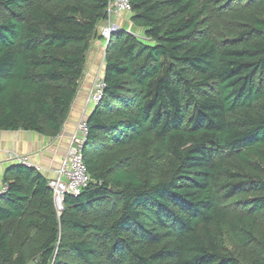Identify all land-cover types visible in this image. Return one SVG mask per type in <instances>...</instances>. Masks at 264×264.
<instances>
[{
	"label": "trees",
	"instance_id": "1",
	"mask_svg": "<svg viewBox=\"0 0 264 264\" xmlns=\"http://www.w3.org/2000/svg\"><path fill=\"white\" fill-rule=\"evenodd\" d=\"M109 1L0 0V131L60 134ZM130 13L87 118V186L58 216L45 176L8 168L0 264H264V0Z\"/></svg>",
	"mask_w": 264,
	"mask_h": 264
},
{
	"label": "crops",
	"instance_id": "2",
	"mask_svg": "<svg viewBox=\"0 0 264 264\" xmlns=\"http://www.w3.org/2000/svg\"><path fill=\"white\" fill-rule=\"evenodd\" d=\"M129 13L111 14L108 18L109 21L106 20L98 24L86 53L83 74L78 81L77 92L70 112L58 136L49 137L23 130L0 131V188L3 186V179L8 168L16 165L9 159V155L25 157L33 169L40 168V174L46 178L53 176L54 171L66 155L70 137L81 114L84 112L88 118L95 109V106L88 105L86 101L94 77L99 73V70H102L103 73L107 42L100 36V30L110 22L113 25H118L120 30L127 32L130 27H134L132 23L128 25Z\"/></svg>",
	"mask_w": 264,
	"mask_h": 264
},
{
	"label": "built area",
	"instance_id": "3",
	"mask_svg": "<svg viewBox=\"0 0 264 264\" xmlns=\"http://www.w3.org/2000/svg\"><path fill=\"white\" fill-rule=\"evenodd\" d=\"M131 11V0H110L107 13H128ZM109 21V19H108ZM116 31V26L110 22L100 30V36L107 42ZM106 84L103 79L102 70L93 79L86 103L97 106L103 98ZM88 136L87 116L83 112L77 121L75 129L70 137L66 155L52 177L47 178V185L52 194L54 209L59 216L63 210V202L66 195L78 196L89 182L86 165L84 163L82 149ZM9 159L15 164L31 167L25 157L9 155ZM40 171L39 167L34 168ZM5 193V186L0 188V195Z\"/></svg>",
	"mask_w": 264,
	"mask_h": 264
},
{
	"label": "rangeland",
	"instance_id": "4",
	"mask_svg": "<svg viewBox=\"0 0 264 264\" xmlns=\"http://www.w3.org/2000/svg\"><path fill=\"white\" fill-rule=\"evenodd\" d=\"M39 1H41V2H43V3H47L49 0H39ZM58 1H60V0H51V2H58ZM211 15L213 16L211 19H210V21L209 22H211V20H213L214 18H215V13H214V10L213 11H211ZM3 17H5V13L2 11V10H0V20L3 18ZM210 18V17H209ZM132 22H131V13H129V18H128V25H130ZM116 26V30L119 28V26L118 25H115ZM136 26H134V27H130L128 30H127V32H132V33H134L135 31L136 32H138L137 31V29L135 28ZM210 28H213V25H211L210 27H209V29ZM214 29V28H213ZM261 244H262V247L264 248V234H261ZM71 261H75V260H71ZM29 264H35V262H30Z\"/></svg>",
	"mask_w": 264,
	"mask_h": 264
}]
</instances>
